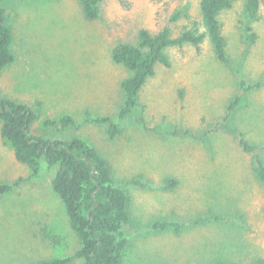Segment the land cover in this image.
Masks as SVG:
<instances>
[{
	"label": "rangeland",
	"instance_id": "rangeland-1",
	"mask_svg": "<svg viewBox=\"0 0 264 264\" xmlns=\"http://www.w3.org/2000/svg\"><path fill=\"white\" fill-rule=\"evenodd\" d=\"M201 0H103L100 18L88 22L79 0H5L10 14L15 61L0 74L2 97L28 104L38 113L32 132L53 140L79 137L110 162L117 186L130 197L133 218L125 264H210L223 259L250 264L264 259V184L254 176L256 155L264 160V0L252 22L257 40L245 36L249 19L244 0L219 20L229 63H221L208 36L199 48L167 50L171 67L158 65L139 96L136 113L120 121L111 140L107 127L91 117L118 121L122 83L131 75L114 63L119 44H135L139 31L170 25L174 37L195 23L206 34ZM256 86L247 93L240 81ZM240 97L232 113L229 104ZM73 116L79 129L45 128ZM245 137L259 147L246 153ZM58 166L38 175L19 163L1 134L0 264H38L76 257L81 243L52 189ZM177 186L165 190L166 180ZM135 181L145 184L140 187ZM209 212L221 222L193 227ZM186 223L180 233L156 232L152 225Z\"/></svg>",
	"mask_w": 264,
	"mask_h": 264
},
{
	"label": "trees",
	"instance_id": "trees-1",
	"mask_svg": "<svg viewBox=\"0 0 264 264\" xmlns=\"http://www.w3.org/2000/svg\"><path fill=\"white\" fill-rule=\"evenodd\" d=\"M0 0V74L15 61L12 51L14 34L9 24L10 14ZM239 0H201L200 12L206 34L199 32L196 24L191 29H184L179 36L174 37L170 25L181 19V13L170 17V25L161 31L152 33L147 29L139 31L135 44H119L113 52L114 63L124 66L131 73L122 83L124 102L118 113V121L111 117H91L87 114L86 123L107 127L111 140L120 135V121L136 113L139 107V96L149 78L155 75L158 65L171 67L167 50L172 47L182 48L192 45L199 48L208 36L217 59L229 63L227 40L222 33L219 20L220 14L230 9ZM244 11L249 19L245 36L250 44L257 40L252 22L258 19L260 0H244ZM86 21L92 22L100 18V6L103 0H79ZM244 93L256 86L249 85L244 79L240 81ZM236 97L228 106V112L236 110L240 103ZM38 120L37 111L28 104L19 103L0 94V123L3 139L11 145L16 160L26 165L35 175L44 166L59 167L52 180V189L65 206L70 227L81 243V249L76 257L83 264H125V253L131 242L133 218L130 209L129 194L117 186L113 169L109 160L94 146L79 137L67 140H53L46 136H38L32 132L34 123ZM45 128L57 127L61 131L79 129L76 119L65 115L57 122L46 121ZM240 144L246 153H254L259 149L245 137ZM254 176L264 184V160L256 155ZM135 185L146 187L135 181ZM176 180L168 179L163 184L165 190L177 186ZM13 190V186L0 185V196ZM222 217L209 212L204 218H197L191 224L193 227L221 222ZM186 223L161 221L152 225L156 232L173 230L180 233ZM69 259H51L38 264H68ZM210 264H235L219 259ZM250 264H264L263 258L253 260Z\"/></svg>",
	"mask_w": 264,
	"mask_h": 264
}]
</instances>
